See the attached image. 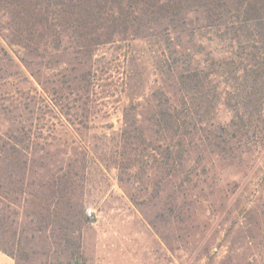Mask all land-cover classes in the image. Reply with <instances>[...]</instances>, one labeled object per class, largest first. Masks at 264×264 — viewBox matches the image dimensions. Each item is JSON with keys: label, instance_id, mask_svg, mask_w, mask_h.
Here are the masks:
<instances>
[{"label": "rangeland", "instance_id": "374dc122", "mask_svg": "<svg viewBox=\"0 0 264 264\" xmlns=\"http://www.w3.org/2000/svg\"><path fill=\"white\" fill-rule=\"evenodd\" d=\"M207 39L197 43L226 51L224 43ZM0 45L21 66L10 73L9 95H0V131L19 137L23 128L31 136L25 173L0 162V194L9 195L10 234L3 241L15 264H264V131L244 140L248 153L240 159L191 151L176 169H157L147 150L140 169H122L125 114L150 129L151 42L115 36L92 59L57 52L39 68L45 92L24 69L25 50L11 43L4 27ZM241 46L234 43L236 54ZM83 74L91 80L86 105L67 89L72 76ZM28 93L36 98L26 99ZM230 118L219 104L215 119ZM147 130L142 137L151 143ZM51 174L67 178L61 196L79 213L67 244L61 221L36 211V186ZM89 209L92 218L85 217Z\"/></svg>", "mask_w": 264, "mask_h": 264}, {"label": "trees", "instance_id": "16d2710c", "mask_svg": "<svg viewBox=\"0 0 264 264\" xmlns=\"http://www.w3.org/2000/svg\"><path fill=\"white\" fill-rule=\"evenodd\" d=\"M0 22L11 43L25 50L22 65L44 92L47 82L37 80L39 68L48 67L57 52L72 50L92 59L94 51L115 36L151 42L155 79L145 102L150 104L146 130L152 139L146 143V130L125 114L122 169H140L147 150L157 169H176L191 151L214 154L221 161L240 159L248 153L244 140L264 131V0H0ZM200 38L224 43L227 49L206 48L197 43ZM236 41L242 43L238 54ZM17 68L21 66L0 45L1 96L9 95L10 73ZM137 77L139 84L141 74ZM126 78L130 86L133 78ZM68 83L74 99L86 105L91 84L87 75L72 76ZM34 97L28 93L26 99ZM219 104L230 113L228 121L215 119ZM25 130L19 137L0 131L4 168L27 171L32 153ZM66 179L47 175L38 182L35 198L40 216L61 221L59 231L67 244L79 213L61 196ZM8 202V192L0 194V251L13 258L3 241L10 234L4 211Z\"/></svg>", "mask_w": 264, "mask_h": 264}, {"label": "crops", "instance_id": "0c3cea01", "mask_svg": "<svg viewBox=\"0 0 264 264\" xmlns=\"http://www.w3.org/2000/svg\"><path fill=\"white\" fill-rule=\"evenodd\" d=\"M0 264H15L13 258L0 251Z\"/></svg>", "mask_w": 264, "mask_h": 264}, {"label": "built area", "instance_id": "2783aa9c", "mask_svg": "<svg viewBox=\"0 0 264 264\" xmlns=\"http://www.w3.org/2000/svg\"><path fill=\"white\" fill-rule=\"evenodd\" d=\"M86 217L92 218V211L90 209L86 210Z\"/></svg>", "mask_w": 264, "mask_h": 264}]
</instances>
